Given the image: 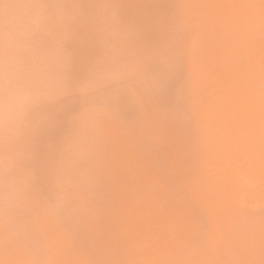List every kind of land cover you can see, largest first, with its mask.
Listing matches in <instances>:
<instances>
[{"label": "rangeland", "instance_id": "obj_1", "mask_svg": "<svg viewBox=\"0 0 264 264\" xmlns=\"http://www.w3.org/2000/svg\"><path fill=\"white\" fill-rule=\"evenodd\" d=\"M57 1L0 0V264H264V0Z\"/></svg>", "mask_w": 264, "mask_h": 264}, {"label": "bare ground", "instance_id": "obj_2", "mask_svg": "<svg viewBox=\"0 0 264 264\" xmlns=\"http://www.w3.org/2000/svg\"><path fill=\"white\" fill-rule=\"evenodd\" d=\"M56 1H57V0H55V2H56ZM64 1H65V0H64ZM64 1H62V0L60 1V2H62V3H61V7H62V5L70 4V3H67L68 0H66V1H67V2H65L66 4H63ZM70 1H71V0H70ZM70 1H69V2H70ZM72 1H73V0H72ZM76 1H77V0H76ZM84 1H85V0H84ZM88 1H89V0H88ZM88 1H86V2H88ZM90 1H91V0H90ZM90 1H89V3H93V1H92V2H90ZM95 1H96V0H95ZM124 1H125V0H124ZM127 1H128V0H127ZM130 1H131V0H130ZM170 1H172V0H170ZM183 1H184V0H183ZM202 1H203V0H202ZM212 1H213V0H212ZM212 1H211V2H212ZM232 1H233V0H232ZM239 1H240V0H239ZM244 1H245V0H244ZM254 1H255V0H254ZM57 2H59V0H58ZM119 2H120V1H119ZM174 2H175V1H174ZM180 2H182V1H180ZM197 2H199V1H197ZM217 2H218V1H217ZM235 2H236V1H235ZM260 2H261V1H260ZM16 3H17V2H16ZM51 3H52V2H51ZM75 3H78V1L75 2ZM83 3H85V2H82V6L84 5ZM95 3H96V2H94V4H95ZM117 3H118V2H117ZM123 3H124V2H123ZM131 3H132V2H131ZM135 3H136V2H135ZM232 3H234V2H232ZM252 3H253V2H252ZM258 3H259V2H258ZM17 4H18V3H17ZM25 4H26V2H25ZM57 4H58V3H57ZM71 4H72V2H71ZM87 4H88V3H87ZM87 4H86V5H87ZM94 4H92L91 7H92ZM124 4H125V3H124ZM164 4H165V3H164ZM193 4H194V3H193ZM214 4H215V3H214ZM217 4H218V3H217ZM260 4H261V3H260ZM20 5H21V4H20ZM45 5H46V3H45ZM49 5H50V4H49ZM49 5H47V7H48ZM55 5H56V4H55ZM79 5H80V4H79ZM89 5H90V4H89ZM97 5H98V4H97ZM113 5H114V4H113ZM116 5H117V4H116ZM130 5H131V4H130ZM174 5H175V4H174ZM178 5H179V4H178ZM184 5H186V4H184ZM212 5H213V4H212ZM236 5H238V4H236ZM4 6H5V5H4ZM7 6H8V5H7ZM43 6H44V5H43ZM56 6H57V5H56ZM59 6H60V4H59ZM70 6H71V5H70ZM70 6L67 5L68 8H69ZM73 6H75V5H73ZM77 6H78V5H76V7H77ZM95 6H96V5H95ZM101 6H102V5H101ZM167 6H168V5H167ZM232 6H233V5H232ZM49 7H50V6H49ZM49 7H48V9H49ZM52 7L54 8V5H53ZM80 7H81V6H80ZM93 7H94V6H93ZM127 7H128V4H127ZM181 7H182V6H181ZM191 7H193V5H192ZM205 7H206V6H205ZM213 7H214V6H213ZM261 7H262V6H261ZM40 8H41V7H40ZM58 8H59V7H58ZM65 8H66V7H64L63 10H64ZM81 8H82V7H81ZM87 8H88V7H87ZM89 8H90V7H89ZM128 8H129V7H128ZM182 8H183V7H182ZM182 8H181V9H182ZM235 8H236V7H235ZM258 8H259V7H258ZM42 9H43V8H42ZM55 9H56V8H55ZM55 9H54V10H55ZM72 9H73V8H72ZM78 9H80L79 6H78ZM78 9H77V10H78ZM85 9H86V7H85ZM85 9H84V10H85ZM92 9H93V8H92ZM121 9H123V8H121ZM144 9H145V8H144ZM187 9H188V8H187ZM194 9H195V8H194ZM204 9H205V8H204ZM212 9H213V8H212ZM218 9H219V8H218ZM218 9H216V10H218ZM237 9H238V8H237ZM260 9H261V8H260ZM6 10H7V9H6ZM40 10H41V9H40ZM45 10H46V9H45ZM52 10H53V9H52ZM57 10H58V9H57ZM68 10H70V9H67V11H68ZM75 10H76V9H75ZM89 10H90V9H89ZM100 10H101V9H100ZM184 10H185V9H184ZM201 10H203V9H201ZM235 10H236V9H235ZM262 10H263V9H262ZM61 11H62V9L60 10V12H61ZM96 11H97V10H96ZM211 11H212V10H211ZM90 12H91V11H90ZM4 13H5V12H4ZM63 13H64V11H63ZM65 13H67V12L65 11ZM70 13H71V12H70ZM70 13H68V14H70ZM73 13H74V12H73ZM73 13H72V14H73ZM194 13H195V12H194ZM209 13H210V12H209ZM211 14H212V13H211ZM228 14H229V13H228ZM203 16H205V15H203ZM210 16H211V15H210ZM231 16H232V15H231ZM234 16H235V15H234ZM4 17H5V16H4ZM91 17H92V16H91ZM93 17H94V16H93ZM96 17H98V16H96ZM215 17H216V16H215ZM213 18H214V17H213ZM206 19H207V18H206ZM210 19H211V18H210ZM3 20H4V19H3ZM212 21H213V20H212ZM10 24H11V23H10ZM14 24H15V23H14ZM63 24H64V23H63ZM62 30H63V29H62ZM3 31H4V30H3ZM60 31H61V30H60ZM53 32H54V31H53ZM56 32H57V31H56ZM51 33H52V32H51ZM5 35H6V34H5ZM69 39H70V38H69ZM69 39H68V40H69ZM5 43H7V42L5 41ZM17 43H18V42H17ZM69 43H70V42H69ZM75 43H76V42H75ZM162 44H163V43H162ZM164 44H165V42H164ZM164 44H163V45H164ZM3 45H4V44H3ZM168 45H169V44H168ZM170 45H172V44H170ZM78 46H79V45H78ZM61 47H62V46H61ZM159 47H160V46H159ZM162 47H164V46H162ZM165 47H166V46H165ZM167 47H168V46H167ZM10 48H11V47H10ZM81 49H82V48H81ZM159 49H160V48H159ZM75 50H76V49H75ZM165 50H166V49H165ZM0 51H1V50H0ZM93 51H94V50H93ZM77 53H78V52H77ZM82 53L84 54L83 51H80V52H79V54H82ZM11 54H12V53H11ZM92 54H93V53H92ZM12 55H13V54H12ZM72 55H73V54H72ZM88 55H89V54H88ZM8 56H9V55H8ZM8 56H6V57H8ZM10 57H11V56H10ZM53 57H54V56H53ZM1 58H2V57H1ZM11 58H12V57H11ZM15 58H16V57H15ZM92 59H93V58H92ZM50 60H51V59H50ZM83 60H84V59H83ZM94 60H95V59H93V62H94ZM70 61H71V60H70ZM96 61H97V60H96ZM18 62H19V61H18ZM29 62H30V61H29ZM22 63H23V62H22ZM76 63H77V62H76ZM84 63H85V62H84ZM90 63H91V62H89V63H87V64H90ZM29 64H30V63H29ZM80 64L82 65V63H80ZM80 64L78 63L79 66H80ZM16 65H17V64H16ZM83 66H84V65H83ZM80 67H81V66H80ZM85 67H86V66H85ZM9 68H10V67H9ZM27 68H28V67H27ZM78 68H79V67H78ZM78 68H77V70H78ZM32 70H33V69H32ZM66 70H67V69H66ZM68 70H69V69H68ZM33 71H34V70H33ZM37 71H38V70H37ZM39 71H40V70H39ZM51 71H52V70H51ZM69 71H70V70H69ZM90 71H91V70H90ZM30 72H31V71H30ZM42 72H43V71H42ZM42 72H41V73H42ZM74 72H75V71H74ZM85 72H86V71H85ZM8 73H9V72H8ZM36 73H37V72H36ZM70 73H71V72H70ZM46 74H47V73H46ZM66 74H68V73H66ZM64 75H65V74H64ZM115 75H116V74H115ZM36 78H37V77H36ZM40 78H41V77H40ZM65 78H66V77H65ZM71 78H72V77H71ZM129 78H131V77H129ZM62 79H63V78H62ZM85 79H86V78H85ZM63 80H64V79H63ZM64 81H65V80H64ZM68 81H69V80H68ZM89 81H90V80H89ZM92 81H93V80H92ZM99 81H100V79L98 80V83H99ZM86 82H87V80H86ZM94 82H95V80H94ZM96 82H97V81H96ZM21 83H22V82H21ZM89 83H90V82H89ZM92 83H93V82H92ZM94 84H95V83H94ZM101 84H102V83H101ZM52 85H53V84H52ZM86 85H87V84H86ZM90 85H91V84H90ZM102 85H103V84H102ZM21 86H22V85H21ZM50 86H51V85H50ZM68 86H69V85H68ZM70 86H71V85H70ZM80 86H81V85H80ZM80 86H79V87H80ZM87 86H88V85H87ZM95 86H96V85H95ZM100 86H101V85H100ZM66 87H67V85H66ZM74 87H75V86H74ZM81 87H82V86H81ZM85 87H86V86H85ZM88 87H89V86H88ZM128 87H129V86H128ZM40 88H41V87H40ZM46 88H47V87H45V89H46ZM69 88L72 90L71 87H69ZM82 88H83V87H82ZM90 88H91V87H89L88 89H90ZM93 88H94V87H93ZM106 88H107V87H106ZM20 89H21V88H20ZM33 89H35V88H33ZM45 89H44V90H45ZM74 89H75V88H74ZM83 89H84V88H83ZM109 89H110V88H109ZM161 89H162V88H161ZM35 90H36V89H35ZM76 90H77V89H76ZM78 90H79V89H78ZM45 91H46V90H45ZM45 91H44V92H45ZM74 91H75V90H74ZM79 91H80V90H79ZM84 91H85V90H84ZM86 91H88V90L86 89ZM90 91H91V90H90ZM8 92H9V91H8ZM10 92H11V90H10ZM28 92H29V91H28ZM77 92H78V91H77ZM81 92H82V91H81ZM103 92H104V91H103ZM38 93H39V92H38ZM72 93H73V91H72ZM74 93H75V92H74ZM87 93H88V92H87ZM118 93H119V92H118ZM10 94H11V93H10ZM26 94H27V93H26ZM34 94H36V93H34ZM41 94H42V93H41ZM46 94H47V93H46ZM95 94H96V92H95ZM28 95H29V94H28ZM30 95H31V94H30ZM54 95H55V94H54ZM119 95H120V93H119ZM122 95H123V93H122ZM42 96L44 97L45 95H42ZM49 97H50V96H49ZM14 98H15V97H14ZM30 98H31V97H30ZM44 98H45V100H46V98H48V97L45 96ZM101 98H102V97H101ZM41 99H42V98H41ZM48 99H49V98H48ZM139 99H140V98H139ZM142 99H143V98H142ZM29 100H30V99H29ZM32 100H33V99H32ZM90 100H91V99H90ZM95 100H96V99H95ZM108 100H109V99H108ZM135 100H136V99H135ZM19 101H20V99H19ZM24 101H25V100H24ZM24 101H21V102L24 103ZM103 101H104V100H103ZM139 101H140V100H139ZM146 101H147V100H146ZM30 102H31V101H30ZM33 102H35V101L33 100ZM38 102H41V101L38 100ZM44 102H45V101H44ZM85 102H86V101H85ZM95 102H96V101H95ZM95 102H94V103H95ZM131 102H132V101H131ZM141 102H142V101H141ZM41 103H43V101H42ZM87 103H88V102H87ZM98 103H99V102H98ZM98 103H97V104H98ZM31 104H32V103H31ZM43 104H44V103H43ZM82 104H83V103H82ZM105 104H106V103H105ZM90 105H91V104H90ZM11 106H12V105H11ZM16 106H17V105H16ZM23 106H24V105H23ZM83 106H84V105H83ZM88 106H89V104H88ZM93 106H94V105H93ZM95 106H97V105H95ZM95 106H94L93 108H95ZM101 106L103 107L102 104H101ZM106 106H107V104H106ZM117 106H118V105H117ZM123 106H124V105H123ZM50 107H51V106H50ZM56 107H57V106H56ZM91 107H92V105H91ZM104 107H105V106H104ZM89 108H90V107H89ZM89 108H88V110H89ZM21 109H22V108H21ZM76 109H77V108H76ZM83 109H84V108H83ZM103 109H104V108H103ZM105 109H106V108H105ZM19 110H20V109H19ZM74 110H75V109H74ZM88 110L86 109V111H88ZM91 110H92V108H91ZM119 110H120V108H119ZM79 111H80V108H79ZM81 111H82V109H81ZM81 111H80V112H81ZM104 111H106V110H104ZM108 111H109V110H108ZM108 111H107V112H108ZM94 112H97V111L95 110ZM94 112H93V113H94ZM72 113L75 114V111L72 112ZM76 113H77V112H76ZM81 113H83V112H81ZM98 113H99V112H98ZM110 113H111V111L109 112V115H110ZM115 113H117V112H115ZM118 113H119V112H118ZM121 113L124 114L123 112H121ZM121 113H120V114H121ZM125 113H126V112H125ZM61 114H62V113H61ZM63 114H65V113H63ZM74 114H72V115H74ZM83 114H86L87 118H89L91 112L89 113V115H88L86 112H84ZM104 114H105V113H104ZM59 115H60V114H59ZM59 115H58V116H59ZM66 115H69V114H66ZM66 115H65V116H66ZM72 115H70V116H72ZM94 115H95V114H94ZM94 115L91 116V117H94ZM77 116H78V115H77ZM97 116H98V114H97ZM97 116H95V117H97ZM105 116H106V114H105ZM107 116H108V115H107ZM124 116H125V115H124ZM79 117H81V115H80ZM82 117H83V116H82ZM82 117H81V118H82ZM95 117H94V118H95ZM128 117H129V116H128ZM62 118H63V116H62ZM68 118H69V117H68ZM72 118H73V117H72ZM76 118H77V117H76ZM81 118H80V119H81ZM85 118H86V117H84L83 119H85ZM100 118H101V116H100ZM100 118H98V119H100ZM105 118H106V117H105ZM122 118H123V117H122ZM122 118H121V119H122ZM124 118H125V117H124ZM124 118H123V119H124ZM56 119H57V118H56ZM69 119H71V118H69ZM80 119L78 118V121H79ZM96 119H97V118H95V120H96ZM101 119H102V118H101ZM101 119H100V121H101ZM103 119H104V117H103ZM10 120H11V119H10ZM86 120H87V119H86ZM86 120H84V123H85ZM93 120H94V119H93ZM118 120H119V119H118ZM124 120L126 121V119H124ZM3 121H4V120H3ZM17 121H19V120H17ZM59 121H61V120H59ZM75 121H76V120H75ZM75 121L73 120V122H75ZM78 121H77V122H78ZM90 121H91V120H90ZM7 122H9V121H7ZM7 122H6V123H7ZM14 122H16V121H13V123H14ZM65 122H66V121H65ZM67 122H69V121H67ZM70 122H71V120H70ZM87 122L89 123V119H88ZM10 123L12 124V122H10ZM16 123H17V122H16ZM80 123H81V122H80ZM94 123H95V122H94ZM98 123H99V122H98ZM11 124H9V125H11ZM14 124H15V123H14ZM14 124H13L12 126H14ZM61 124H62V123H61ZM76 124H77V123H76ZM90 124H91V122H90ZM90 124H89V125H90ZM96 124H97V123H96ZM96 124H95V125H96ZM100 124H101V122H100ZM119 124H120V123H119ZM122 124H123V123H122ZM122 124H120V125L122 126ZM20 125H21V124H20ZM64 125H65V124H64ZM101 125H102V124H101ZM103 125H104V124H103ZM6 126L8 127V125H6ZM6 126H5V127H6ZM12 126H9V127H8V128H9V131H10V129L14 128V127H12ZM74 126H75V125H74ZM78 126H79V124H78ZM78 126H77V127H78ZM87 126H88V125H87ZM7 127H6V129H7ZM16 127H18V123L16 124ZM21 127H22V125H21ZM21 127L19 126L18 129H16V130L19 131V130H20L19 128H21ZM23 127H24V126H23ZM23 127H22V128H23ZM61 127H62V126H61ZM63 127H64V126H63ZM69 127H70V126H68V128H69ZM89 127H91V126H89ZM92 127H93V126H92ZM101 127H103V126H101ZM0 128H1V127H0ZM72 128H74V127H72ZM78 128H79V127H78ZM95 128H96V127H95ZM114 128H115V127H114ZM116 128H117V127H116ZM116 128H115V129H116ZM3 129H4V128H3ZM60 129H61V128H60ZM85 129H86V128H85ZM4 130H5V129H4ZM7 130H8V129H7ZM14 130H15V129H12L13 132H14ZM16 130H15V132H17ZM66 130H67V129H66ZM68 130H70V129H68ZM96 130H97V129H96ZM100 130H101V129H100ZM102 130H104V128H103ZM113 130H114V129H113ZM2 131H3V130H2ZM5 131H6V130H5ZM9 131H7V133H8ZM57 131H58V130H57ZM64 131H65V130H64ZM75 131H77V130H75ZM91 131H92V129H91ZM109 131H110V130H109ZM0 132H1V131H0ZM69 132L71 133V131H69ZM69 132H68V133H69ZM92 132H93V131H92ZM95 132H96V131H95ZM99 132H100V131H99ZM106 132H108V131H106ZM5 133H6V132H5ZM7 133H6V134H7ZM11 133H12V132H11ZM61 133H62V131H61ZM63 133H64V132H63ZM63 133H62V134H63ZM12 134H15V133H12ZM16 134H18V132H17ZM16 134H15V136H17ZM72 134H74V133H72ZM72 134H71V135H72ZM79 134H80V133H79ZM89 134H90V133H89ZM102 134H103V133H102ZM2 135H3V134H2ZM4 135H5V134H4ZM8 135H9V138H10V133H8ZM20 135H21V134H20ZM20 135H19V136H20ZM77 135H78V134H77ZM15 136H14V137H15ZM67 136H68V135H67ZM69 136H70V135H69ZM75 136H76V135H75ZM12 137H13V136H12ZM64 137H65V136H64ZM16 138H17V137H16ZM68 138H69V137H68ZM68 138H67V139H68ZM71 138H72V137H71ZM71 138H69V139H71ZM77 138H78V137H77ZM5 139H6V138H5ZM11 139H12V138H11ZM47 139H48V138H47ZM52 139H53V138H52ZM52 139H51V140H52ZM62 139H63V138H62ZM65 139H66V138H65ZM88 139H89V138H88ZM15 140H16V139H15ZM63 140H64V139H63ZM71 140H73V139H71ZM74 140L77 141L76 138H75ZM79 140H80V139H79ZM3 141H5V140H3ZM10 141H11V140H10ZM67 141H68V140H67ZM89 141H90V140H89ZM48 142H49V141H48ZM51 142H52V141H51ZM51 142H50V143H51ZM102 142H103V141H102ZM5 143H6V142H5ZM11 143H12V142H11ZM13 143H14V141H13ZM43 143H44V142H43ZM52 143H53V142H52ZM76 143H77V142H76ZM6 144H7V143H6ZM74 144H75V143H74ZM97 144H98V143H97ZM103 144H104V143H103ZM4 145H5V144H4ZM4 145H3V147H2V146H1V147H2V148H4L5 146L7 147V145H5V146H4ZM47 145H48V144H47ZM49 145H50V144H49ZM75 145H76V144H75ZM53 146H54V145H53ZM78 146H79V145H78ZM61 147H62V146H61ZM67 147H68V146H67ZM45 148H46V147H45ZM5 149H6V148H5ZM72 149H73V147H72ZM77 149H78V148H77ZM1 150H2V149H1ZM62 150H63V149H62ZM4 151H7V149L4 150ZM10 151H11V150H10ZM74 151H75V150H74ZM55 152H56V151H55ZM53 153H54V152H53ZM78 153H79V152H78ZM50 154H51V153H50ZM50 154H49V155H50ZM55 154H56V153H55ZM47 155H48V152H47ZM76 155H77V154H76ZM51 156H52V155H51ZM53 157H54V156H53ZM51 160H52V159H51ZM48 162H49V160H48ZM51 163H53V162H51ZM51 163H50V164H51ZM39 164H40V163H39ZM48 166H49V165H48ZM51 166H52V165H51ZM41 167H44V166H41ZM46 167H47V166H46ZM54 167H55V166H54ZM50 168H52V167H50ZM57 168L59 169V167H57ZM40 171H41V169H40ZM43 171H44V170H43ZM48 171H49V170H48ZM50 171H51V169H50ZM41 173H42V172H41ZM40 177H41V176H40ZM21 178H23V177H21ZM35 178H36V177H35ZM45 178H46V177H45ZM52 179H53V178H52ZM34 180H35V179H34ZM50 181H51V180H50ZM34 182H35V181H34ZM36 182H38V181H36ZM51 183H52V182H51ZM36 184H37V183H36ZM33 185H34V184H33ZM13 187H14V186H13ZM54 187H55V186H54ZM20 188H21V187H20ZM22 189H23V187H22ZM27 189H28V188H27ZM55 189H56V188H55ZM12 191H13V190H12ZM57 191H58V190H57ZM8 192H9V191H8ZM49 192H50V191H49ZM12 193H13V192H12ZM27 193H28V192H27ZM55 193H56V191H55ZM10 194H11V193H10ZM7 197H8V196H7ZM30 198H31V197H30ZM4 200H5V199H4ZM28 200H29V199H28ZM33 201H36V200L33 199ZM25 202H26V201H25ZM29 202H30V201H29ZM33 206H35V205H33ZM33 208H34V207H33ZM12 214H13V213H12ZM22 231H23V230H22ZM23 235H26V234H23Z\"/></svg>", "mask_w": 264, "mask_h": 264}]
</instances>
